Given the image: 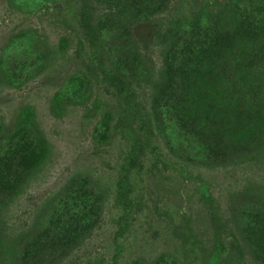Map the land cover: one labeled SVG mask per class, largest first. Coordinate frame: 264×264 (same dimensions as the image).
I'll return each mask as SVG.
<instances>
[{
  "label": "rangeland",
  "instance_id": "1",
  "mask_svg": "<svg viewBox=\"0 0 264 264\" xmlns=\"http://www.w3.org/2000/svg\"><path fill=\"white\" fill-rule=\"evenodd\" d=\"M0 264H264V0H0Z\"/></svg>",
  "mask_w": 264,
  "mask_h": 264
},
{
  "label": "trees",
  "instance_id": "2",
  "mask_svg": "<svg viewBox=\"0 0 264 264\" xmlns=\"http://www.w3.org/2000/svg\"><path fill=\"white\" fill-rule=\"evenodd\" d=\"M95 18L86 4L81 6L79 12V21L85 39L87 42V65L95 67L98 70L100 79L105 85L109 86L116 92L117 95H124L128 92L129 82L126 75L115 68H109V71L104 70L102 65L105 62V57L108 50L107 46L103 45L101 41V34L98 26L94 23ZM150 145V139L143 136L139 141H132L125 153L123 163L120 167V173L124 182L132 183L143 166Z\"/></svg>",
  "mask_w": 264,
  "mask_h": 264
}]
</instances>
